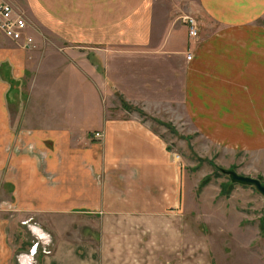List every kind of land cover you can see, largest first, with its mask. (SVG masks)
Returning <instances> with one entry per match:
<instances>
[{
	"label": "crops",
	"instance_id": "crops-1",
	"mask_svg": "<svg viewBox=\"0 0 264 264\" xmlns=\"http://www.w3.org/2000/svg\"><path fill=\"white\" fill-rule=\"evenodd\" d=\"M27 1L50 28L31 32L30 48L0 34V264L14 255V214L55 219V244L23 222L39 238L19 264L40 247L48 264L184 252L181 158L148 120L221 151L264 152V0H197L199 17L185 15L199 19L195 39L155 0Z\"/></svg>",
	"mask_w": 264,
	"mask_h": 264
},
{
	"label": "rangeland",
	"instance_id": "rangeland-1",
	"mask_svg": "<svg viewBox=\"0 0 264 264\" xmlns=\"http://www.w3.org/2000/svg\"><path fill=\"white\" fill-rule=\"evenodd\" d=\"M6 1L26 12L23 13L26 14L30 32L49 30V25H46V30H41L34 22L28 11L27 0ZM155 2L157 16H164L172 21L177 19L180 27L186 26L188 29V24L183 20L185 15L196 18L200 15L197 0ZM117 99L120 100L118 95ZM114 104L118 109L119 103L107 102L112 110L116 109ZM122 108L131 109L129 106ZM148 121L154 130L162 132L169 150L180 155L182 178L185 181V209L180 218L176 217L182 226L181 241L183 237L186 240L184 252L156 253L154 264H264V196L255 185L233 181L229 173L255 178L264 186V152L245 155L221 151L189 129L182 134L172 124H161L156 119ZM10 219L14 223L9 230L13 238L9 244L14 250L10 264H19L16 259L24 257L28 252L31 254V247L39 238L23 222L28 226H38L42 233L51 235L54 244L57 241L52 235L54 218L14 214ZM76 221L79 226L83 224L82 217H77ZM94 221L100 222V219ZM77 233L81 237L87 232L80 228ZM171 237L174 236L170 235ZM93 239L91 244L86 242L89 246L87 260L91 259L94 251H98V238L94 235ZM75 242L80 244L83 239ZM170 248L173 249L172 246ZM40 249L41 247L40 255L33 256L29 264H48L44 263L46 254ZM48 252L50 251L47 250L46 253Z\"/></svg>",
	"mask_w": 264,
	"mask_h": 264
},
{
	"label": "built area",
	"instance_id": "built-area-1",
	"mask_svg": "<svg viewBox=\"0 0 264 264\" xmlns=\"http://www.w3.org/2000/svg\"><path fill=\"white\" fill-rule=\"evenodd\" d=\"M183 20L188 24L189 37L197 38L199 35L198 21L191 16H186ZM0 34L24 48L35 46V39L30 32L25 14L6 0H0ZM191 59L192 54L188 53L187 60L190 61ZM94 136L95 138H102L103 134L96 133Z\"/></svg>",
	"mask_w": 264,
	"mask_h": 264
},
{
	"label": "water",
	"instance_id": "water-1",
	"mask_svg": "<svg viewBox=\"0 0 264 264\" xmlns=\"http://www.w3.org/2000/svg\"><path fill=\"white\" fill-rule=\"evenodd\" d=\"M229 173L231 174L233 181L240 182V183H244V184H252V185H255L256 188L264 196V186L261 184V182L259 180L255 179V178L239 176V175H237L234 172H229Z\"/></svg>",
	"mask_w": 264,
	"mask_h": 264
},
{
	"label": "trees",
	"instance_id": "trees-1",
	"mask_svg": "<svg viewBox=\"0 0 264 264\" xmlns=\"http://www.w3.org/2000/svg\"><path fill=\"white\" fill-rule=\"evenodd\" d=\"M125 107L127 108L128 106H127V105H125Z\"/></svg>",
	"mask_w": 264,
	"mask_h": 264
}]
</instances>
